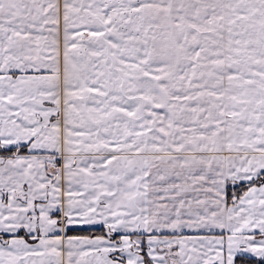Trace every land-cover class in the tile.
Wrapping results in <instances>:
<instances>
[{
    "label": "snow or ice",
    "instance_id": "6c2138e0",
    "mask_svg": "<svg viewBox=\"0 0 264 264\" xmlns=\"http://www.w3.org/2000/svg\"><path fill=\"white\" fill-rule=\"evenodd\" d=\"M0 264H264V0H0Z\"/></svg>",
    "mask_w": 264,
    "mask_h": 264
}]
</instances>
